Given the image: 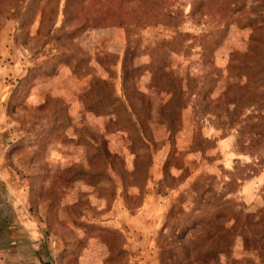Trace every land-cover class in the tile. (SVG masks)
<instances>
[{"label":"rangeland","instance_id":"obj_1","mask_svg":"<svg viewBox=\"0 0 264 264\" xmlns=\"http://www.w3.org/2000/svg\"><path fill=\"white\" fill-rule=\"evenodd\" d=\"M65 1L0 0V228L38 264H264V136L226 96L264 0Z\"/></svg>","mask_w":264,"mask_h":264},{"label":"trees","instance_id":"obj_2","mask_svg":"<svg viewBox=\"0 0 264 264\" xmlns=\"http://www.w3.org/2000/svg\"><path fill=\"white\" fill-rule=\"evenodd\" d=\"M65 1L67 7L68 2ZM115 11L114 6H111L108 11ZM111 13H100L87 18H83L82 22L76 24L78 30L89 28L91 25L99 27L107 23V19L111 17ZM264 16V14H263ZM90 23V24H89ZM89 24V25H88ZM248 24L252 26V33L247 51L238 57L236 63L230 64V67L240 68L244 70L245 84L228 88L227 95L232 97V110L238 112L240 108L248 109L251 114L248 115V121L245 125H250L256 128L261 127L259 137L264 136V21L261 24H256L255 18H249ZM254 118L256 119L254 121ZM170 151L165 159H168ZM227 202H223L226 204ZM223 209H220L222 211ZM216 212L215 216H220L221 213ZM48 264V263H46Z\"/></svg>","mask_w":264,"mask_h":264},{"label":"crops","instance_id":"obj_3","mask_svg":"<svg viewBox=\"0 0 264 264\" xmlns=\"http://www.w3.org/2000/svg\"><path fill=\"white\" fill-rule=\"evenodd\" d=\"M169 152H166L164 159L167 157ZM164 161V160H163ZM162 163V161H161ZM154 176L158 175L154 172H150V174H152ZM154 181H153V180ZM150 177V180L153 182L158 181L159 178L157 177ZM5 226V227H4ZM3 227L0 228V230H2L3 228L8 229V227H6V225H4ZM11 240V241H10ZM6 241H10L6 243ZM12 242L15 244L14 246H16L15 248H12ZM20 241H15L11 239V236L9 234V232H6L5 229L2 230V233L0 232V264H38V261L34 258L32 260V258H30V260H26V250L20 248L19 245Z\"/></svg>","mask_w":264,"mask_h":264}]
</instances>
